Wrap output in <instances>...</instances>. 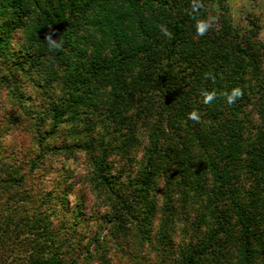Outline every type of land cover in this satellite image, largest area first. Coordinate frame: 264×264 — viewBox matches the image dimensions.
Returning a JSON list of instances; mask_svg holds the SVG:
<instances>
[{
    "label": "rangeland",
    "instance_id": "rangeland-1",
    "mask_svg": "<svg viewBox=\"0 0 264 264\" xmlns=\"http://www.w3.org/2000/svg\"><path fill=\"white\" fill-rule=\"evenodd\" d=\"M70 2L0 0V162L15 171L0 177V264L33 255L264 264L262 202L250 207L245 196L250 167L261 164L253 150L262 137L264 0H108L110 34L104 1L83 5L84 15ZM192 11L168 74L178 96L169 105L159 73L171 25ZM200 22L210 25L203 36ZM49 36L62 46L50 50ZM236 88L233 103L242 102L229 114L226 94ZM204 93L215 94L211 107ZM153 141L162 145L154 182L136 192Z\"/></svg>",
    "mask_w": 264,
    "mask_h": 264
},
{
    "label": "trees",
    "instance_id": "trees-1",
    "mask_svg": "<svg viewBox=\"0 0 264 264\" xmlns=\"http://www.w3.org/2000/svg\"><path fill=\"white\" fill-rule=\"evenodd\" d=\"M79 1V0H78ZM77 0H71V2L69 3L70 9L71 11L76 10V12H79V14H83L86 12V8L83 6L85 5L86 7L89 4H92L95 0H87L86 4H81L82 0H80L78 2ZM84 1V0H83ZM104 1L103 6L106 7L108 0H102ZM113 2L115 0H112ZM84 7V8H82ZM103 15L105 14V19L104 20V24L106 27V32H108L110 34V29L113 28L111 26H113V22H110L109 18H107V13L108 11H110V7L107 6L106 8H102ZM196 11H192L190 13L185 14L180 20L176 21L174 24L171 25V35H170V40L168 43V46L166 48L165 51V64L161 70V72L159 73V85H160V90L162 91L163 95L166 96V100L165 103H168L170 105L171 104H176L178 103V96H176V94L172 93L171 89H170V85H169V81H168V74L170 71V68L172 67V60H173V56L174 53L177 50V46H178V42H179V34L181 29L184 27V25L186 24V22L190 19H192L195 15H196ZM57 23L59 25H61L62 29H60V33L61 36L63 38H68V33L64 32V20L63 18H60L57 20ZM115 26H116V33L115 36L123 41L120 42L119 46L122 45L121 43H125L123 38H122V34H121V27H120V23L118 22L116 24L115 22ZM67 36V37H66ZM114 44V49L112 50V56H114V58L118 57V49L117 46L118 44L113 43ZM108 64H115V62L113 61L112 63H108ZM118 65H107V67L110 68H114L117 69ZM259 93H260V99H259V112L261 114V117L263 119L262 122V137H260L261 142L259 143L258 147L253 150V155L254 157L258 156V161L259 163H261L260 165H256V163H254L253 167H250L251 169V183L249 184V189L246 190L245 192V196H246V201H247V205L250 207L254 206V204L256 202H258V200H261L262 202V222L264 224V78L263 81H261L260 85H259ZM169 95V96H167ZM242 102V101H240ZM240 102H235V103H231V104H227V107H229L228 112L229 114H232V112H234L238 107L236 106V104L240 103ZM213 103H216L215 100L211 101L210 103H208V107H211ZM244 104V103H243ZM183 106V103L181 101V107ZM220 107V106H219ZM238 110V109H237ZM211 113H207L206 115L204 114V116L202 117L206 122L209 121ZM212 126V125H211ZM210 126V127H211ZM162 152V145L159 144V141H153L152 145H150L149 147V153H148V157L145 163V167H144V175H143V179L141 180V182L139 183V186L136 189L137 191H143L145 190L147 187H149L150 185H152V183L154 182V178H155V170H156V166H155V161H156V155ZM3 163V164H2ZM0 162V177L3 175L5 177H7V179H11L14 174L15 171H12L9 168H6L7 164L4 165V162ZM6 168V170H5ZM11 168V166H10ZM2 180V178H0V181ZM248 201H250L248 203ZM246 205V206H247ZM244 219L246 221H244ZM242 220V235H243V239H242V245H241V249L244 255V259L246 260L248 258L249 255V238L251 235V222L249 223V217H241ZM264 227V225H263ZM35 256V255H33ZM30 257L29 258V263L28 264H61L56 258H51L48 259L46 257H43L41 255H37L36 257Z\"/></svg>",
    "mask_w": 264,
    "mask_h": 264
},
{
    "label": "clouds",
    "instance_id": "clouds-1",
    "mask_svg": "<svg viewBox=\"0 0 264 264\" xmlns=\"http://www.w3.org/2000/svg\"><path fill=\"white\" fill-rule=\"evenodd\" d=\"M198 6H199L198 4H194L193 8H196ZM209 26L210 25L208 24V22H200V23H198L196 25L197 34L199 36L205 35V33L208 30ZM164 34L166 36L169 35V33H167L166 31L164 32ZM46 41H47V44H48V47H49L50 50H56V49H59L62 46V41L60 40V38L58 40H55V39H52L51 36H49V37L46 38ZM241 94L242 93H241L240 89H238V88L233 89L230 94H226V100H227V102L229 104H231ZM203 96H204L203 102L205 104L210 103L215 98V94L214 93H204ZM188 118L192 119V120H197L198 116H197V114L195 112H192V113L189 114Z\"/></svg>",
    "mask_w": 264,
    "mask_h": 264
}]
</instances>
